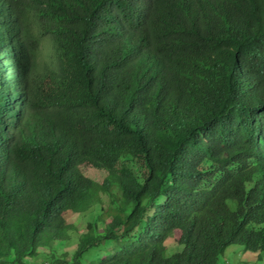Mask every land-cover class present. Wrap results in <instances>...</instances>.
<instances>
[{
  "label": "trees",
  "instance_id": "trees-1",
  "mask_svg": "<svg viewBox=\"0 0 264 264\" xmlns=\"http://www.w3.org/2000/svg\"><path fill=\"white\" fill-rule=\"evenodd\" d=\"M231 246L264 262V0H0V264Z\"/></svg>",
  "mask_w": 264,
  "mask_h": 264
},
{
  "label": "rangeland",
  "instance_id": "rangeland-1",
  "mask_svg": "<svg viewBox=\"0 0 264 264\" xmlns=\"http://www.w3.org/2000/svg\"><path fill=\"white\" fill-rule=\"evenodd\" d=\"M53 44L52 41L49 39V37L44 38L41 44V51L38 57L39 61V66L40 69H46L49 68L52 64V59H53ZM86 173L97 180L98 182L103 181V176L93 170V169H86ZM102 200H103V206L105 207L104 209H108L109 207V202L110 199L107 195H102ZM98 212V209L96 208L94 212L88 213V214H83V215H75V216H70L67 215L69 223L73 224L81 233L84 232L87 228V225L89 224V221H92L91 219L94 214ZM68 248L75 245L77 243V234L73 235L71 238V241L68 242ZM109 248V247H108ZM105 247V249H108ZM173 250V249H171ZM106 251L102 250V253L99 255V258L105 256ZM92 258L90 257L88 261H91ZM217 264H264L259 259L258 254H254L248 251H244L242 247L239 246H231L227 249L226 253L224 254L223 257H221L218 261Z\"/></svg>",
  "mask_w": 264,
  "mask_h": 264
}]
</instances>
